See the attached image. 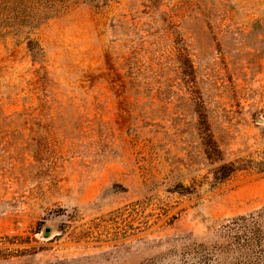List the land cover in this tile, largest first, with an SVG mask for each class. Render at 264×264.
<instances>
[{
    "label": "rangeland",
    "instance_id": "1",
    "mask_svg": "<svg viewBox=\"0 0 264 264\" xmlns=\"http://www.w3.org/2000/svg\"><path fill=\"white\" fill-rule=\"evenodd\" d=\"M63 1L0 0V264H184L264 226V0Z\"/></svg>",
    "mask_w": 264,
    "mask_h": 264
},
{
    "label": "trees",
    "instance_id": "2",
    "mask_svg": "<svg viewBox=\"0 0 264 264\" xmlns=\"http://www.w3.org/2000/svg\"><path fill=\"white\" fill-rule=\"evenodd\" d=\"M63 0H53L51 11L62 6ZM209 160L221 161L219 148L208 145ZM237 171L233 163H223L214 172L216 185L223 184ZM219 242L207 246L194 244L183 252L184 264H264V226L261 217L249 215L229 220L219 231Z\"/></svg>",
    "mask_w": 264,
    "mask_h": 264
},
{
    "label": "water",
    "instance_id": "3",
    "mask_svg": "<svg viewBox=\"0 0 264 264\" xmlns=\"http://www.w3.org/2000/svg\"><path fill=\"white\" fill-rule=\"evenodd\" d=\"M47 231L49 232V229Z\"/></svg>",
    "mask_w": 264,
    "mask_h": 264
}]
</instances>
